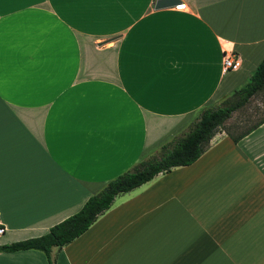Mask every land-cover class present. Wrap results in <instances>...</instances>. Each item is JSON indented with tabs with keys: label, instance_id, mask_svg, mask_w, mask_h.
<instances>
[{
	"label": "crops",
	"instance_id": "crops-1",
	"mask_svg": "<svg viewBox=\"0 0 264 264\" xmlns=\"http://www.w3.org/2000/svg\"><path fill=\"white\" fill-rule=\"evenodd\" d=\"M180 3L0 0V245L45 233L247 80L264 0ZM240 133L116 194L52 264H264V120Z\"/></svg>",
	"mask_w": 264,
	"mask_h": 264
},
{
	"label": "trees",
	"instance_id": "trees-1",
	"mask_svg": "<svg viewBox=\"0 0 264 264\" xmlns=\"http://www.w3.org/2000/svg\"><path fill=\"white\" fill-rule=\"evenodd\" d=\"M262 91L264 55L243 84L233 89L215 105L201 109L184 131L162 144L155 153L107 181L101 190L90 195L76 212L51 225L39 236L1 244L0 252L34 249L45 255L47 264H52L49 256L51 247H60L79 236L110 206L116 194L139 186L158 173L192 163L207 148L211 136L231 113L243 107L252 96ZM263 120L264 114L240 134L231 135V139L235 142Z\"/></svg>",
	"mask_w": 264,
	"mask_h": 264
},
{
	"label": "rangeland",
	"instance_id": "rangeland-1",
	"mask_svg": "<svg viewBox=\"0 0 264 264\" xmlns=\"http://www.w3.org/2000/svg\"><path fill=\"white\" fill-rule=\"evenodd\" d=\"M264 114V91L255 94L247 104L233 111L229 118L217 128L226 132L237 134L252 125Z\"/></svg>",
	"mask_w": 264,
	"mask_h": 264
},
{
	"label": "built area",
	"instance_id": "built-area-1",
	"mask_svg": "<svg viewBox=\"0 0 264 264\" xmlns=\"http://www.w3.org/2000/svg\"><path fill=\"white\" fill-rule=\"evenodd\" d=\"M183 4L179 3L174 5L175 8H181ZM239 66V59L237 56L233 54H224L222 57V69L223 71H228L235 69ZM4 232V227L2 226L0 222V235Z\"/></svg>",
	"mask_w": 264,
	"mask_h": 264
},
{
	"label": "water",
	"instance_id": "water-1",
	"mask_svg": "<svg viewBox=\"0 0 264 264\" xmlns=\"http://www.w3.org/2000/svg\"><path fill=\"white\" fill-rule=\"evenodd\" d=\"M179 3L180 0H153V8L159 9V8L171 7Z\"/></svg>",
	"mask_w": 264,
	"mask_h": 264
}]
</instances>
